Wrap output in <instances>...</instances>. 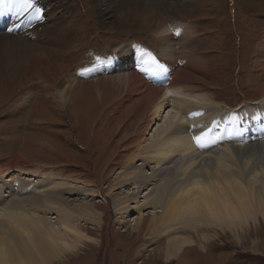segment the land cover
Instances as JSON below:
<instances>
[{
  "label": "rangeland",
  "instance_id": "374dc122",
  "mask_svg": "<svg viewBox=\"0 0 264 264\" xmlns=\"http://www.w3.org/2000/svg\"><path fill=\"white\" fill-rule=\"evenodd\" d=\"M35 1L44 3L40 0ZM108 1L112 7L116 6V0ZM154 1L158 3V6H163L166 11L156 18L148 19L144 29L134 27L129 30L117 25L124 17L122 14L111 19L112 23L109 22L102 26L101 17L95 8L98 0H62L66 6L59 9L49 8L45 2L41 10L42 22L47 26L57 27L56 34L58 35H71V40L59 35L62 42H56L59 38L53 39V32L49 37L44 35L41 40L44 48L46 51L53 50L49 59L44 56L45 63L51 64L52 61H56V64H61L68 69L65 71L66 76L63 77L61 84L52 88V93L46 96L42 91L48 92V85L41 84L39 78H32L33 71L29 65L23 66L19 70L21 73L11 77L7 74L1 80L0 76V167L16 160L20 162L19 159L23 158L29 165L21 162L22 167L27 166L29 170H14L11 172V177L18 175L21 178L25 177L26 180L36 178V181L39 179L33 171L41 172L40 176L43 173L38 169L39 166L43 169L56 167L58 176H51V179L55 183L59 181L58 183L68 184L67 189L63 190V192L68 191L64 194L65 199H68L73 207L88 202L102 213L100 222L87 223L85 220L78 222L90 240L80 245L79 255L67 257L65 264H142V262L144 264H187L188 262L202 264L200 259L204 255L199 257L202 253L199 249L193 255L190 253V256H186V259L176 258L171 262H166L163 256L155 259L151 255L154 250L159 253L165 248L168 237L159 240L156 236L146 237L141 233L137 237L134 233V227L141 217L137 208L144 204V198L140 197L137 202L132 203L123 217L117 212L113 204L115 198H124L132 189L129 186L121 189L113 187L125 170L124 166L114 164L115 158L123 150V147H120L123 142V133L116 135L114 129L117 123L125 117L123 109L125 106L119 108L120 111L115 112L114 109L116 103L125 101V97L112 98L108 105L98 108L101 96L94 91L95 85L93 87L89 84L97 79L108 83V75L129 73V63L136 55L133 50L135 47L145 49L147 52L153 51L155 56L161 59L163 42L157 35V25H165V28L171 30L168 35L172 34L171 36L176 37L170 41V44L172 42L171 45L178 54V58L190 56L193 58L194 67L204 62L206 65L204 71L188 69L184 66L180 68L192 73L194 80L191 86L195 88V91H212L216 101L202 108L199 107V98L190 97L188 102H185L183 95H178L176 99L174 97L168 107L159 110L160 115L150 123L151 126L145 133L142 147L135 150L143 154L146 149L153 146L156 139H165L167 133L162 135L160 129L164 118L169 114L178 122L177 124H183L188 115L193 117L197 113H199L200 122L208 119L207 122L213 123L217 119L216 112L228 111L229 108L238 106L236 110H239L242 116L247 111L246 106L249 107L257 102L260 105L257 104L254 108L259 106V110L255 111H260L264 117V100L258 97L255 89L251 88L252 77L257 74V69H261L258 56L260 44L264 43L262 36L264 34V8L247 9L244 0ZM35 6L40 8L36 2ZM4 7L9 22H6L5 18L2 19L0 32H10V24L15 25L14 14L8 11L6 6ZM36 20H32L33 24L39 22ZM27 24L24 30L27 29ZM180 29L190 31V36L194 41L187 43V37L180 38L179 36L178 38L176 32L178 30L181 33ZM208 31L211 32L208 33ZM167 44L169 45L168 42ZM78 48H81L79 55L76 54ZM74 49L76 52L73 54ZM54 54H60L59 58L53 57ZM77 57H80V61L75 64ZM103 59H105L103 63L94 68L95 71L92 69L86 72ZM38 62L43 64L42 61ZM109 64H117V70L107 76L101 74L105 73L101 67ZM71 79L86 85L66 91L69 93L70 104L68 103V108L63 109L57 104V93L74 85ZM42 86L46 89H42ZM185 103L188 104V111L181 106L186 105ZM240 104L243 105L242 108ZM251 107L253 109V106ZM204 113H209L210 116L207 117ZM248 115L247 112L244 117ZM180 117L184 119L180 120ZM244 117L240 118L236 125L238 130L243 127ZM216 125L215 131L212 128L210 134L214 131L217 136H228L233 140L227 133L231 126L226 124L224 117L217 120L214 123V126ZM245 126L250 128L251 124L248 125L247 122ZM261 135L264 136L263 129L243 134L238 137L237 141L232 142L242 145ZM212 143H214L212 144L214 148L218 147L214 139ZM48 147L54 151H49ZM135 150L129 152L128 156L133 155ZM192 156L194 154H190L188 158ZM176 159L181 162L183 157L178 156ZM47 187L48 185L42 189ZM84 187L97 190V195H85ZM140 196H145V192ZM48 213L43 212L44 215L53 218L54 224L59 225L63 217L55 210ZM149 213H152L151 209H142V214L148 215ZM244 229L245 232H250L240 233L239 238L230 232L226 234L218 232L217 239L214 238L212 245L208 247L212 254L209 252V260L206 264H264V220L251 222ZM197 242H200L199 239Z\"/></svg>",
  "mask_w": 264,
  "mask_h": 264
},
{
  "label": "bare ground",
  "instance_id": "6f19581e",
  "mask_svg": "<svg viewBox=\"0 0 264 264\" xmlns=\"http://www.w3.org/2000/svg\"><path fill=\"white\" fill-rule=\"evenodd\" d=\"M40 1L47 2L48 7L52 9L66 6L62 0ZM153 1L116 0V6L113 8L108 0H98L95 8L101 17L102 26L109 22L112 23L111 19L122 14L124 17L117 24L121 28L144 29L148 19L156 18L166 11L163 6H158V3ZM35 2L39 5L41 12L44 3ZM244 5L247 9L252 7L262 9L264 0H244ZM3 18L9 22L5 7L0 6V22ZM14 20L15 25L10 24L9 26L12 29L10 32H0L1 80L7 74L11 77L21 73L19 70L29 65L33 71L32 78H39L41 84L46 83L48 92H42L45 96L50 95L54 87L61 84L63 77L66 76L65 73L67 74L65 71L68 69L61 64H56V61H52L53 64L45 63L44 56L49 59L53 50L46 51L41 40L45 34L49 37L53 32V39L59 38L56 42H62L60 37L62 35L56 34L57 27L47 26L41 19H37L36 21L39 22L34 24L33 21L28 23L25 30L24 26L27 22L18 20L15 15ZM157 28V35L163 45L161 46V59L155 57L164 66L162 73L154 75L139 71L142 49L135 47L133 50L136 55L129 63V73L108 75L116 71L118 67L117 64H109L101 67L105 71L101 74L108 75V83H103L98 79L89 83L93 87L95 85L94 91L101 96L99 97L100 105L97 104L98 108L108 105L112 98L125 97V101L116 103L114 109L115 112L120 111L121 107L125 106L123 108L125 117L117 123L114 129L116 135L123 133V142L120 146L123 150L115 158L114 164L124 166L125 170L113 187L121 189L129 186L132 189L124 198H115L113 204L123 217L128 212V207L137 202L138 198L145 199L144 204L137 208L141 217L134 227V233L137 237L143 233L146 237L156 236L159 240L168 237L162 251L158 253L154 250L151 253L155 259L163 256L166 262H171L176 258L181 260L198 252L199 249L202 252L199 257L204 255L199 259L202 264H206L209 260L208 254L211 253L208 247L212 245L214 238L217 239L218 232L224 234L230 232L239 238L240 233L245 232L244 228L251 222L264 220V136H257L242 145L232 142L237 141L238 137L243 134L256 132L259 129L264 130V117L260 111H255L259 110V106L254 108L259 104L257 102L250 104L253 109L251 106H246L247 111L242 116H240V111L236 110L238 106L229 108L228 111L219 110V113H215L217 119L213 123L207 122L208 119L200 122L199 113H197V115L194 114L195 117L188 115L183 124H177L178 122L169 114L164 118L160 129L162 135L167 133L165 139H156L153 146L146 149L143 154L135 150L142 147L145 133L149 130L150 123L160 115L159 110L168 107L174 97L176 99L178 95H183L185 102H188L190 97L199 98V107L202 108L216 101L212 91H195V88L191 86L194 80L192 73L180 68L184 66L188 69L204 71L206 69L204 62L194 67L193 58L190 56L178 58V54L171 45L172 42L170 44V41L176 37L171 36L172 34L168 35L171 30L165 28V25H157ZM180 30V38L187 37V43L194 41L190 36V31ZM262 36L264 39V34ZM62 37L71 40V35ZM260 45L258 64L261 69H257V74L252 77V84H250L251 88L256 90L258 97L264 100V43ZM76 50H78L76 54L79 55L81 48ZM75 52L74 49L73 54ZM148 52L155 55L153 51ZM59 56L60 54H54L53 57L59 58ZM79 58L77 57L75 64L79 63ZM104 60L91 66L88 71L92 69L95 71L94 68L99 67ZM38 61H42L43 64ZM71 80L74 85L57 93V104L63 109L68 108L67 105L70 102L69 93L66 91L86 85L75 79ZM42 89L46 88L42 86ZM187 105L181 106L188 111ZM240 107L242 108L243 105L240 104ZM247 112L248 117H244ZM204 115L210 116L209 113H204ZM223 117L226 124L231 126V131L227 129L226 131L233 140L228 136L214 134V127H217L214 123ZM242 117L245 122L238 130L236 125ZM183 119L180 117V120ZM247 122L248 125L251 124L250 128L245 126ZM212 128L214 131L210 134ZM201 133H208V135L203 141V146L197 147L192 137ZM213 139L215 144L218 143L216 148L212 146ZM48 150L54 151L51 147H48ZM133 150H135L133 155L128 156V153ZM190 154L194 156L188 158ZM178 156H182L183 160L186 158L184 163H182L183 160L180 162L176 159ZM19 160L21 161H12L0 167V264H65L67 257L79 255L80 245L90 240L78 222L84 220L87 223L100 222L102 213L88 202L73 207L64 196L68 191L63 192L68 184L58 183L59 181L55 183L51 179V176H58L56 167H48L46 170L39 166L38 169L43 172L42 176H40L41 172L36 173V170L35 172L31 170L37 174L35 176L39 181H36V178L26 180L25 177L21 178L17 174L12 178L11 172L14 170L26 171L29 168L22 167L21 162L29 165L25 159L20 158ZM47 185L46 189H42ZM84 192L87 196H95L98 193L90 187ZM144 192L145 196H140ZM142 209H151L152 213L144 215ZM52 210L63 217L59 225L54 224L52 217L43 214V212L48 213ZM146 223H148L147 226ZM248 232L250 231L245 233ZM197 239L200 242H197Z\"/></svg>",
  "mask_w": 264,
  "mask_h": 264
},
{
  "label": "snow or ice",
  "instance_id": "6c2138e0",
  "mask_svg": "<svg viewBox=\"0 0 264 264\" xmlns=\"http://www.w3.org/2000/svg\"><path fill=\"white\" fill-rule=\"evenodd\" d=\"M0 6H7V10L14 14L17 19L22 22L30 24L33 19H43L40 10L35 7V0H0ZM11 30L12 29H9V31ZM176 35H180L178 30ZM139 71L155 75L162 73L164 71V66L158 61L155 55L142 50L140 53ZM207 135L208 133L193 135L192 139L196 143L197 147L203 146V141Z\"/></svg>",
  "mask_w": 264,
  "mask_h": 264
}]
</instances>
